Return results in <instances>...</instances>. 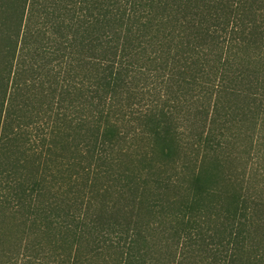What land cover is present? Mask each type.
I'll return each instance as SVG.
<instances>
[{"label":"trees","instance_id":"1","mask_svg":"<svg viewBox=\"0 0 264 264\" xmlns=\"http://www.w3.org/2000/svg\"><path fill=\"white\" fill-rule=\"evenodd\" d=\"M0 264H264V0H0Z\"/></svg>","mask_w":264,"mask_h":264}]
</instances>
